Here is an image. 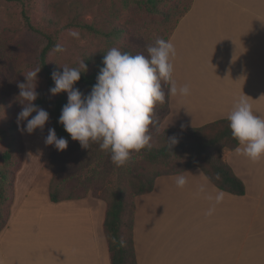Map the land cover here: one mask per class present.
<instances>
[{"label": "crops", "instance_id": "1", "mask_svg": "<svg viewBox=\"0 0 264 264\" xmlns=\"http://www.w3.org/2000/svg\"><path fill=\"white\" fill-rule=\"evenodd\" d=\"M169 40L174 79L191 94L169 95L168 129L186 132L227 119L244 94L264 117V0H193ZM44 156L34 163L28 152L18 173L0 233V264H112L106 201L89 195L53 202L55 173ZM224 161L246 195L220 190L198 167L160 176L153 191L136 195L137 264H264V158L253 163L233 150ZM178 175L188 181L183 189ZM218 192L224 198L217 204Z\"/></svg>", "mask_w": 264, "mask_h": 264}, {"label": "rangeland", "instance_id": "2", "mask_svg": "<svg viewBox=\"0 0 264 264\" xmlns=\"http://www.w3.org/2000/svg\"><path fill=\"white\" fill-rule=\"evenodd\" d=\"M190 3L191 0H164L160 11L153 12L143 0H0V230L8 222L15 182L28 152H32L34 163L45 155V165L55 173V189L60 197L92 195L111 200L122 195L129 214L135 195L147 190L158 174H175L185 169L190 157L177 155L152 163L146 154L168 143L167 137L177 138L185 133L164 125L166 96L164 103H157L154 109L156 124L150 127L151 147L133 152L130 161L120 167L112 163L110 152L101 150L97 143H90L85 149L70 138L64 151L45 144L48 129L54 128L56 96L50 94L42 71L36 88L40 95L34 103L49 112L48 123L33 134L22 133L17 115L23 107L18 84L27 82L23 73L40 68L39 57L49 36L66 49L64 53L51 51L48 55V64L54 70L62 72V66L78 67L84 61L86 71L92 73L97 59L112 47L147 55V47L157 38L167 41ZM69 30H77L80 38L70 36ZM167 86L164 85L165 93ZM77 88L85 95L91 91L84 86ZM41 102L44 103L39 105ZM216 130H207L202 137L208 139ZM227 152L222 151L223 160Z\"/></svg>", "mask_w": 264, "mask_h": 264}, {"label": "clouds", "instance_id": "3", "mask_svg": "<svg viewBox=\"0 0 264 264\" xmlns=\"http://www.w3.org/2000/svg\"><path fill=\"white\" fill-rule=\"evenodd\" d=\"M69 35L80 38L77 30H69ZM65 51L60 43L52 49L54 53ZM146 51L147 55H132L116 47L109 49L103 57L96 83L87 95L74 87L81 79V73L87 70L84 61L78 67L62 66V72L54 70L51 74L54 86L49 89L50 94H68L59 123L83 148L97 143L101 150L110 152L112 163L118 167L128 163L133 152L151 147L150 127L156 124V104L165 101L164 85H168L167 94L170 96L191 94L188 85L178 87L174 79L176 49L171 40L157 38ZM40 71L41 68H36L23 73L27 82L18 84L23 107L17 115V124L21 125L22 133L33 134L37 129L43 130L50 119L49 112L34 103L40 95L36 90ZM227 120L233 138L238 141L235 153L253 163L264 158V117L255 113L247 95L236 98ZM25 121L26 125L23 124ZM167 139L170 147L178 143L175 136ZM44 142L54 145L59 151L68 148V140L58 137L55 128L48 129ZM216 179L220 180L219 174ZM187 183L185 176L176 177L178 188L183 189ZM200 191L203 192L204 188L201 187ZM223 198L224 193L218 192L215 203L222 202ZM214 211L213 206L206 215L210 216Z\"/></svg>", "mask_w": 264, "mask_h": 264}, {"label": "trees", "instance_id": "4", "mask_svg": "<svg viewBox=\"0 0 264 264\" xmlns=\"http://www.w3.org/2000/svg\"><path fill=\"white\" fill-rule=\"evenodd\" d=\"M6 2H21V0H3ZM148 6L149 10L159 12L160 5L164 0H143ZM193 0H191L190 7H188L182 14L179 21L188 13L191 9ZM27 24L30 26V21L25 15ZM179 21L177 22L174 30L176 29ZM173 30V32H174ZM172 32V33H173ZM102 34V32H98ZM172 33L170 37L172 36ZM169 37V39H170ZM48 42L43 48L40 57L39 64L41 71L46 78V84L48 90L54 86V81L51 78V74L54 69L48 64V55L56 44L53 37H48ZM168 39V40H169ZM123 52L136 55L137 52L130 48L123 49ZM103 57L97 59L96 70L92 73L84 71L81 73V79L74 85L75 88L79 86H84L89 89L96 83V78L99 73L100 68L103 66ZM168 86L166 92V114H168ZM68 102L67 92H62L56 95V100L54 102L53 115H54V125L58 137H64L67 140L71 138L70 134L64 129V126L59 123V117L61 115V110L65 104ZM41 102L39 105H42ZM216 130V133L205 139L202 137L207 130ZM178 143L170 147L169 142L160 148L150 149L146 152L149 161L152 163L159 161H167L175 156L190 157L187 160V166L185 169L176 172L179 174L185 172L189 169L198 167L200 168L208 179L217 186L220 190L236 195L244 196L246 195V185L245 183L235 175L229 164L222 159V151H233L238 146V141L233 138L231 129L229 127V121L227 119H222L217 122L205 125L200 128H192L187 132L179 135L177 137ZM219 174L220 180L216 179V175ZM163 175H173V174H158L155 179L151 182L147 190H143L136 195L149 193L153 191L155 180ZM55 178V177H54ZM54 178L51 183L50 197L53 202H60L68 199H78L86 196H79L77 198H62L59 192L55 189ZM135 195V197H136ZM107 213L105 219V233L109 244L111 261L112 264H137L136 250L134 243V223H135V198L132 204V213H128V203L125 198L120 196L113 197L111 200H106ZM5 227V226H4ZM3 227V228H4ZM2 228V229H3ZM0 230V233L2 231Z\"/></svg>", "mask_w": 264, "mask_h": 264}]
</instances>
